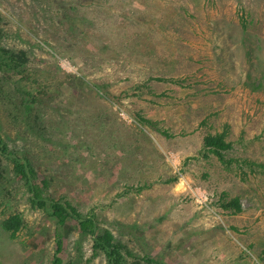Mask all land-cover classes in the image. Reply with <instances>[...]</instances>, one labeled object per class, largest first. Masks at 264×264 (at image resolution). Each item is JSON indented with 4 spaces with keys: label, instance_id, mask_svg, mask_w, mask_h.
Returning <instances> with one entry per match:
<instances>
[{
    "label": "rangeland",
    "instance_id": "obj_1",
    "mask_svg": "<svg viewBox=\"0 0 264 264\" xmlns=\"http://www.w3.org/2000/svg\"><path fill=\"white\" fill-rule=\"evenodd\" d=\"M0 46V264H106L14 157L137 256L264 264V0H0Z\"/></svg>",
    "mask_w": 264,
    "mask_h": 264
},
{
    "label": "trees",
    "instance_id": "obj_2",
    "mask_svg": "<svg viewBox=\"0 0 264 264\" xmlns=\"http://www.w3.org/2000/svg\"><path fill=\"white\" fill-rule=\"evenodd\" d=\"M8 53L0 46L1 55H7ZM7 57L10 58L11 56L8 55ZM26 106L29 108L28 104ZM226 137V130L215 134H206L203 136V146L207 151L213 153L220 162L230 164L232 159L226 158L224 153L232 148V143L226 140ZM13 159L15 162L14 173L24 179L25 185L31 193L30 201L39 207L47 206L51 210L52 216L61 225H66L69 221L75 220L81 234H90L92 236V249L95 253H101L104 256L106 264H157L156 260L150 256H137L134 254L126 244L116 240L109 229L98 228L93 216L82 215L68 200H54L42 197L33 182L34 174L28 162L26 160L19 162L17 157ZM258 165L264 167V164ZM221 207L225 210H233L234 213L242 210L239 197L223 202ZM21 225L22 219L18 214H13L2 222L3 228L10 232L12 237H15ZM61 244V241H57V250L51 264L62 263V259L57 255L61 251ZM130 259L131 261L129 262Z\"/></svg>",
    "mask_w": 264,
    "mask_h": 264
}]
</instances>
